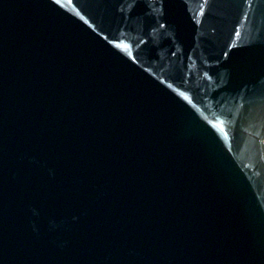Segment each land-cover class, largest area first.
Segmentation results:
<instances>
[{"label": "water", "instance_id": "water-1", "mask_svg": "<svg viewBox=\"0 0 264 264\" xmlns=\"http://www.w3.org/2000/svg\"><path fill=\"white\" fill-rule=\"evenodd\" d=\"M0 264H264V0H0Z\"/></svg>", "mask_w": 264, "mask_h": 264}, {"label": "snow or ice", "instance_id": "snow-or-ice-1", "mask_svg": "<svg viewBox=\"0 0 264 264\" xmlns=\"http://www.w3.org/2000/svg\"><path fill=\"white\" fill-rule=\"evenodd\" d=\"M161 27H163V25H161Z\"/></svg>", "mask_w": 264, "mask_h": 264}]
</instances>
